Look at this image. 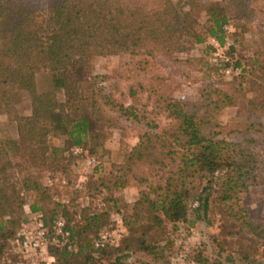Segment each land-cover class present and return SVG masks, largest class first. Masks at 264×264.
<instances>
[{
	"label": "trees",
	"instance_id": "1",
	"mask_svg": "<svg viewBox=\"0 0 264 264\" xmlns=\"http://www.w3.org/2000/svg\"><path fill=\"white\" fill-rule=\"evenodd\" d=\"M257 2L264 6V0H228L231 15L236 18L254 12ZM198 10H204L201 0H0V113L8 114L17 123L16 142H12L17 151L30 157L35 147L44 153L49 132L64 134L71 146L95 142L99 134L92 125L113 120L103 112L94 90L89 94L83 89L77 91L84 80L87 60L94 56L127 57L126 64L143 66L156 55L167 56L180 50L184 38L200 43L206 34L221 42L222 26L228 20L225 9H205L209 24L204 34L195 30ZM41 70L50 73L53 89L39 93L35 75ZM258 70L250 80L251 97H245L241 83L231 84L227 90L214 89V99L206 103L203 113L185 110L179 100L164 99L163 109L171 119L168 126L159 132H144L124 161L113 166V173L111 169L107 176L96 178L94 185L109 191L118 186L109 183L111 176L136 182L139 198L132 206L133 212L123 218L128 228H133L131 219L141 218L142 213L153 225H160L162 218L170 222L183 220L190 199L197 201L196 211H206L208 199L214 194L224 225L236 228L228 235H248L254 243L256 240L264 256V220L251 217L239 204L240 194L258 183L257 160L248 147L227 139L230 134L222 135L213 122L220 108L238 105L239 123L245 124L247 132L261 133L264 139V124L245 119L264 115V62ZM96 78L88 80L92 89ZM19 90L28 95L27 116H18L13 107V95ZM55 90L62 91L67 99H58ZM101 99L111 104L107 95ZM71 100L77 101L73 114L67 111ZM118 106L125 119L139 120L132 106ZM30 160H34L33 156ZM11 170L8 151L0 140V261L6 242L16 240L14 226H21L29 217L25 216ZM197 177L206 181L198 195L193 193ZM24 186L45 191L35 179L25 180ZM44 199L29 205L28 212L39 213L47 227L61 218L70 233V248L49 246L52 264H70L68 260L84 249L97 252L96 259L84 254L90 263L104 259L103 264H126L120 255L122 249H131L133 243L137 250L150 249L146 244L149 223L143 225L141 236L135 237L136 229H131L122 239V248H96L93 242L108 212L83 213L81 224H77L80 222L74 221L72 214L69 219L63 215L66 208L62 205H58L62 213L52 209L47 216L42 211ZM89 233L95 237L89 238ZM18 257L21 264L20 251Z\"/></svg>",
	"mask_w": 264,
	"mask_h": 264
},
{
	"label": "rangeland",
	"instance_id": "2",
	"mask_svg": "<svg viewBox=\"0 0 264 264\" xmlns=\"http://www.w3.org/2000/svg\"><path fill=\"white\" fill-rule=\"evenodd\" d=\"M201 6L204 10L195 14V30L203 34L209 24L207 8L225 9L228 20L222 26L221 42L206 34L200 43L184 38L180 50L167 56L156 55L143 66L126 64L127 57L94 56L87 60L84 80L77 91L80 93L83 89L89 94L94 90L103 112L113 120L92 125V129L99 134L95 142L83 147L71 146L64 134L49 132L45 139V152L34 147L36 151L30 154L34 160H30L26 152L17 151L12 143L17 138L15 119L0 113V140L11 160L12 181L23 199L25 216L29 214L28 206L44 197L42 211L47 216L52 209L62 213L61 208L58 209V205H62L66 208L63 215L69 219L72 214L74 221L79 220L77 224H81L83 213L108 212L104 225L96 233L97 236L108 234L109 241L104 246L107 249L122 248V239L130 234L131 229H136L134 234L138 237L142 234L143 225L149 223L151 229L146 234V244L150 249L137 250L134 243L131 249H122L120 255L124 256L122 260L126 264H264V256L256 240L254 243L248 235H228L236 228L224 225L214 194L208 199L206 211H196L198 203L190 199L183 220L170 222L162 218L160 225H153L147 220V214L142 213L141 218L131 219L133 228H128L123 218L133 212L132 206L139 198L136 182L111 176L107 180L117 184V188L109 191L94 185L96 178L107 176L111 169L113 173V166L124 161L144 132H159L168 126L171 119L163 109L164 99L179 100L185 104V110L203 113L206 103L214 99V89L227 90L231 84L241 83L245 97L252 96L250 80L264 62L263 4L255 3L254 12L243 18L231 15L228 0H201ZM69 70L72 76L73 70ZM95 76L92 89L88 80ZM35 86L39 93L52 90L50 73L45 70L37 72ZM55 92L61 101L67 99L62 91ZM74 95L70 94L71 97ZM102 95H107L111 104L105 100L103 103ZM12 100L18 116L30 114V102L24 90L15 92ZM76 103L72 100L67 103L68 113H74ZM118 105L132 106L139 120L125 119L119 114ZM237 111L238 105L224 106L217 111L213 122L223 132L222 135L229 133L227 139L241 147H248L257 160L258 183L240 194L239 204L251 217L264 220V139L261 133H250L244 129L245 124L239 123ZM245 119L264 124V115H249ZM151 125L154 127L151 128ZM95 144L96 147L92 148ZM74 147H81V153H73L71 150ZM89 158H95L98 164H89ZM33 179L45 191L24 186L25 180ZM205 182L203 178H195L193 193L198 195ZM70 223L73 221L70 220ZM19 226H14L15 233ZM87 236L92 239L95 234ZM18 251L16 240H8L0 264H19ZM84 254L97 258V252L84 249L68 261L70 264L104 263V259L90 263Z\"/></svg>",
	"mask_w": 264,
	"mask_h": 264
},
{
	"label": "built area",
	"instance_id": "3",
	"mask_svg": "<svg viewBox=\"0 0 264 264\" xmlns=\"http://www.w3.org/2000/svg\"><path fill=\"white\" fill-rule=\"evenodd\" d=\"M73 153H81V147H74ZM91 165L98 164L95 158H89ZM109 241L107 233H100L94 240L96 248H102ZM16 242L21 254V264H52L53 257L49 253L50 245H61L70 248V233L61 218L53 220L47 227L39 213L30 212L28 221L23 223L16 233Z\"/></svg>",
	"mask_w": 264,
	"mask_h": 264
}]
</instances>
